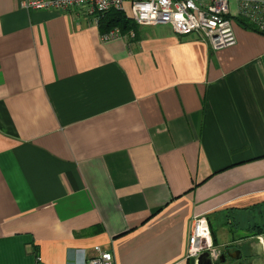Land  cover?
I'll use <instances>...</instances> for the list:
<instances>
[{"label":"crops","instance_id":"1","mask_svg":"<svg viewBox=\"0 0 264 264\" xmlns=\"http://www.w3.org/2000/svg\"><path fill=\"white\" fill-rule=\"evenodd\" d=\"M0 0V264H195L264 224V34L168 24L108 41L85 10ZM263 2L264 0H248ZM257 29V30H256Z\"/></svg>","mask_w":264,"mask_h":264},{"label":"built area","instance_id":"2","mask_svg":"<svg viewBox=\"0 0 264 264\" xmlns=\"http://www.w3.org/2000/svg\"><path fill=\"white\" fill-rule=\"evenodd\" d=\"M27 9L55 8L68 10L79 7L95 24L98 14L109 9L122 10L138 25L168 24L178 35L198 34L211 48L220 49L234 45L236 35L228 0H22ZM238 14L264 31V3L240 0ZM120 35L118 28L101 33L100 38L108 41ZM203 217H194L189 236L187 258L196 261L204 251L216 258L218 251L207 242L208 232L202 229ZM86 264H116L111 251L94 246V254Z\"/></svg>","mask_w":264,"mask_h":264},{"label":"water","instance_id":"3","mask_svg":"<svg viewBox=\"0 0 264 264\" xmlns=\"http://www.w3.org/2000/svg\"><path fill=\"white\" fill-rule=\"evenodd\" d=\"M195 264H264V226L241 240L233 251L224 249L218 259L209 251L202 252Z\"/></svg>","mask_w":264,"mask_h":264},{"label":"trees","instance_id":"4","mask_svg":"<svg viewBox=\"0 0 264 264\" xmlns=\"http://www.w3.org/2000/svg\"><path fill=\"white\" fill-rule=\"evenodd\" d=\"M97 18V26L99 27L100 33L109 31L112 28H118L121 32L129 31L138 25L122 10L117 9H109L108 11L99 13ZM259 32L264 34V31Z\"/></svg>","mask_w":264,"mask_h":264},{"label":"flooded vegetation","instance_id":"5","mask_svg":"<svg viewBox=\"0 0 264 264\" xmlns=\"http://www.w3.org/2000/svg\"><path fill=\"white\" fill-rule=\"evenodd\" d=\"M261 226H264V224H263V225H259L258 228H257V230H254V231H256V232L259 231V229H260ZM221 252H222V251H220V252L218 253V256L216 257V259L219 258V255H220Z\"/></svg>","mask_w":264,"mask_h":264}]
</instances>
